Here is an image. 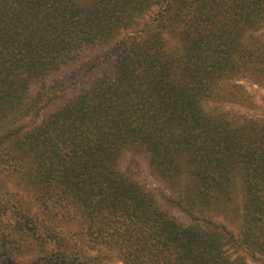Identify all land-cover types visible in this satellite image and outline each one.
Returning a JSON list of instances; mask_svg holds the SVG:
<instances>
[{
  "label": "trees",
  "instance_id": "16d2710c",
  "mask_svg": "<svg viewBox=\"0 0 264 264\" xmlns=\"http://www.w3.org/2000/svg\"><path fill=\"white\" fill-rule=\"evenodd\" d=\"M229 1L0 0V174L26 176L31 164L39 177L55 181L66 201L77 194L89 208V235L132 264H216L240 238L205 215L227 207L238 184L244 242L264 252V127L235 129L223 112L204 107L234 61L247 63L239 55L252 59L241 35L264 17L257 0ZM156 6L140 37L114 42L95 65L81 64ZM169 30L181 44L174 52L166 47ZM112 53H119L116 63L101 67ZM95 67L102 77L82 81ZM32 88L44 92L22 106ZM64 91L63 97L74 95L30 131L6 129L9 119L37 115ZM21 133L23 141L16 138ZM124 152L143 155L178 209L200 223L188 228L165 218L152 194L119 167ZM104 211L108 222L121 219L120 241ZM33 221L21 215L15 224L36 237ZM103 225L110 237H103ZM40 262L101 264L59 251ZM0 264H19L7 246Z\"/></svg>",
  "mask_w": 264,
  "mask_h": 264
},
{
  "label": "rangeland",
  "instance_id": "374dc122",
  "mask_svg": "<svg viewBox=\"0 0 264 264\" xmlns=\"http://www.w3.org/2000/svg\"><path fill=\"white\" fill-rule=\"evenodd\" d=\"M80 1V5H86L98 0ZM257 1L264 5V0ZM228 2L230 3L229 0ZM156 13L157 6L149 14L137 18L139 23L135 27L116 31V35L99 52L98 49H86L85 51L93 50L92 54L88 58L84 57L83 60H86L80 63L82 65L87 63L89 67L95 65L99 63L103 53L109 51L114 42L123 38L140 37L144 21L153 19ZM164 37L168 50L174 52L181 47L180 41L173 31H166ZM241 41L244 49L251 50L243 52L251 54L252 59L246 60L244 56L239 55L247 63L244 64L240 58L234 61L231 72L219 79V91L212 96L210 101L205 102L207 107H204L207 111L223 112L226 115V120L231 122L235 129H246L245 126L248 124L255 126L258 124L259 127H264V17L258 23L245 27ZM118 57L119 53L109 54L108 62L102 63L100 66L114 65ZM102 75L103 73L95 67L82 81L98 79ZM39 92L44 91L32 88L28 93L29 98L22 103V106L27 100L35 98ZM42 94L44 95L42 98H46V95ZM63 95H65V91L64 94L61 93L56 99H53L48 106L42 107L37 115L32 112L27 116H14L9 119L6 129H14L23 125L24 131H30L33 124L40 123L44 117L54 113L63 104V101L72 97L74 93L68 92L65 97ZM8 118L10 117L4 116L3 120ZM3 133L5 130H0V137ZM22 134L16 138L23 137L22 141L25 140L26 135L22 136ZM2 152L5 153L6 149H2ZM120 166L124 172L140 181L141 186L152 194L153 199L162 207L163 212L161 213L165 218L171 217L175 222L182 223L188 228L195 223H200L196 219L191 220L178 209L179 207L174 202L175 196L166 188L164 181L157 173L150 170L143 155L124 152V157H121L119 161ZM231 188L232 200L227 207L222 209L214 206L205 216L225 225L229 232L240 238V243L226 245L223 248V253L216 256L215 263L264 264V252L258 246L244 242L246 235H244L245 229L242 225L245 222L246 212L242 208L245 199L241 186L232 184ZM60 193V188L55 186V181L44 178V176L39 177L32 172L31 164L28 166L26 176L21 177V175L15 174V176L9 177V175L2 176L0 174V251L6 249V246L12 249L13 256L19 264H43L40 262L42 257L58 251L72 258L80 256L97 258L101 264H132L128 263L120 253L114 252L115 250L109 251L107 246L101 245L99 240L89 235V208L84 206V203L82 204L80 198L76 197L77 194L72 195L66 201ZM259 194L264 197V191ZM103 213L106 215L104 217H106L105 221L109 223L110 231L115 234V240L120 241L119 237L123 234L122 225L119 222L121 219L117 215V218L113 219L114 222H108L109 214L107 211ZM21 215L34 220V225L39 228L38 236L35 237L33 231L28 232L15 224L16 219ZM102 227L105 231L103 237H110L107 226L103 225ZM149 243V241L143 240L144 246ZM206 262L200 261L202 264Z\"/></svg>",
  "mask_w": 264,
  "mask_h": 264
}]
</instances>
